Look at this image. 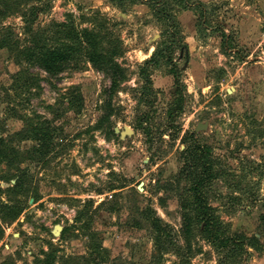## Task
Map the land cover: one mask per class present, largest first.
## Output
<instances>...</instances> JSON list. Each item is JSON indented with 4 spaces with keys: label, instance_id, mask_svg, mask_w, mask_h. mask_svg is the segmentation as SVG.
Listing matches in <instances>:
<instances>
[{
    "label": "rangeland",
    "instance_id": "1",
    "mask_svg": "<svg viewBox=\"0 0 264 264\" xmlns=\"http://www.w3.org/2000/svg\"><path fill=\"white\" fill-rule=\"evenodd\" d=\"M147 1L51 0L33 34L17 9L0 22L13 31L0 49V197L23 205L13 218L0 204V264H264V0H212L196 30L171 2L186 49L171 44L145 93L140 67L174 29ZM43 43L69 60L46 70ZM195 143L209 147L206 200L244 250L204 236Z\"/></svg>",
    "mask_w": 264,
    "mask_h": 264
},
{
    "label": "trees",
    "instance_id": "2",
    "mask_svg": "<svg viewBox=\"0 0 264 264\" xmlns=\"http://www.w3.org/2000/svg\"><path fill=\"white\" fill-rule=\"evenodd\" d=\"M0 0V22L4 18L7 17L8 13H11L14 10H19V12L22 15V19L25 22V32L33 34L31 27L32 24L36 21L37 17L40 13H47L51 7L52 3L51 0H23L26 1V6L20 7V2L15 0ZM22 1V0H21ZM171 2H178L180 5V8L184 9H191L195 12L196 19H197V26L200 28L201 24H204L205 22V14L207 13L209 9V4L201 1V0H148L147 4L149 7H151L153 11L154 17L160 21V22H169L170 28H174L173 30L169 31V34L171 35V42L163 43L161 46H157L154 50L153 54L144 61L143 65L140 67L139 75L140 77L145 81L143 88L145 90V93L149 91H156L152 84V74L154 70H156L160 65L161 61L163 59L166 60V63L173 64L172 60V50L168 49L171 44L174 45L175 48H182L183 50L186 49L185 44L182 42L181 37L178 35V25L177 21L175 20V16L173 12L170 9ZM18 3V4H16ZM29 3V4H28ZM7 8L8 11L5 12L2 9ZM172 7V6H171ZM224 35L227 33L225 32V29L223 27H219ZM199 30V29H198ZM200 31V30H199ZM12 27L11 26H4L3 24L0 25V49L4 47H9L12 45ZM37 40L36 38L34 41ZM36 50V53L39 54L38 63L42 67H44L46 70H55L60 68L61 64L69 60V48H63L58 46H51L46 43H43L42 45H36L34 47ZM28 55H32L34 53L32 50L28 49ZM173 65L172 72L174 76H177V71L174 68ZM150 101L151 104L154 103V100H147ZM182 110L181 104H178L175 111H171L169 114L170 117H172L174 114H177ZM149 117L146 116L144 121H148ZM49 135L45 136H36L37 140L42 144L48 146L49 148L50 144L47 141V137ZM189 136H194V133H187L183 136L184 141H186ZM46 148V149H47ZM38 148H36L37 150ZM189 149V150H188ZM188 151L189 156L188 159H193L195 161L196 156L198 155L197 152H200V162H202V169L201 175L197 178L196 181L193 182L191 188H192V196L194 199V205H196V216L198 220L202 223L203 230H204V236L206 239L217 249V250H224L229 249L230 251H236V249L241 248L242 250L245 249V244L243 242V239L236 236H227L224 235L219 220L215 213L213 212V208L208 204L203 187L206 185V183L211 179L213 168L209 161L208 157V146H202L199 143H195L193 148H186ZM199 160V159H198ZM197 160V161H198ZM19 181H16L12 187V189H15L20 186ZM11 189V188H9ZM3 191V188L0 186V193ZM2 203V204H1ZM4 202H1L0 197V204L3 205L4 208H8L10 211L11 209L15 211H11V216L13 218L17 217L18 214L23 209V205H20L18 207L12 208V206H9L8 204H3ZM182 208L185 210L187 208L186 204H182ZM186 211V210H185ZM184 211V213H185ZM188 211V210H187ZM158 241V240H157Z\"/></svg>",
    "mask_w": 264,
    "mask_h": 264
},
{
    "label": "crops",
    "instance_id": "3",
    "mask_svg": "<svg viewBox=\"0 0 264 264\" xmlns=\"http://www.w3.org/2000/svg\"><path fill=\"white\" fill-rule=\"evenodd\" d=\"M201 1H203V2H206V3H208V2H210V1H212V0H201ZM190 15H191V17H193V22H191V24L190 25H192L194 28H195V30H196V28H197V19H196V15H195V12L193 11V10H191V9H183L182 11H181V13H179L178 14V20L180 21V22H183L184 21V19L186 18V17H190ZM188 19H190V18H188ZM197 35V32H196V34H192V38L193 39H195V36Z\"/></svg>",
    "mask_w": 264,
    "mask_h": 264
},
{
    "label": "water",
    "instance_id": "4",
    "mask_svg": "<svg viewBox=\"0 0 264 264\" xmlns=\"http://www.w3.org/2000/svg\"><path fill=\"white\" fill-rule=\"evenodd\" d=\"M131 133H133V130L131 128H129V127H125V130L121 131V134L123 136L126 135V134H131ZM59 228H61V227H59Z\"/></svg>",
    "mask_w": 264,
    "mask_h": 264
}]
</instances>
